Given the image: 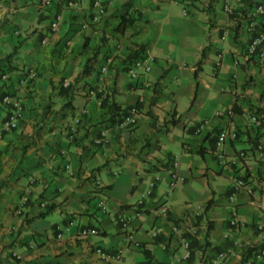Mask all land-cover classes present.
<instances>
[{
    "label": "crops",
    "instance_id": "obj_1",
    "mask_svg": "<svg viewBox=\"0 0 264 264\" xmlns=\"http://www.w3.org/2000/svg\"><path fill=\"white\" fill-rule=\"evenodd\" d=\"M77 1L0 0V122L6 94L23 111L0 137V264H244L243 249L264 241L263 155L242 133L264 108V60L241 58L246 39L223 5L264 0H132L135 19L121 33L113 27L126 0H103L97 23L92 0ZM84 40L98 47L85 81L103 88V101L75 81L90 54ZM143 55L150 70L131 77L127 64ZM111 101L136 106V123L110 124ZM234 103L240 111L229 113ZM229 125L238 137L218 153L216 134Z\"/></svg>",
    "mask_w": 264,
    "mask_h": 264
},
{
    "label": "built area",
    "instance_id": "obj_2",
    "mask_svg": "<svg viewBox=\"0 0 264 264\" xmlns=\"http://www.w3.org/2000/svg\"><path fill=\"white\" fill-rule=\"evenodd\" d=\"M51 0H39V4L43 6H47ZM67 6L70 8H77L78 1L77 0H67ZM223 8L227 14L232 16L231 18L234 19L238 26V31L244 38L246 39L245 50L241 55V58L245 61H252L255 60H264V48H259L258 46L264 42V3L256 2V3H248L244 6L242 10L236 11L232 5L228 2L224 3ZM106 11V3L103 0H92L91 2V12L90 18L88 19L89 23H97L101 20L103 15ZM88 26L87 22H84L81 27ZM58 27V18L54 16L50 22V30H55ZM46 38L42 39L44 43ZM221 55V54H220ZM110 61L107 60L104 65H102L101 71L105 72L108 67V63ZM240 62L239 58L233 60L234 65H238ZM150 63L151 57L148 55L138 56L132 59L127 64V72L131 77H137L138 74L144 73L150 70ZM37 75L35 68H28L26 71V79L31 82ZM6 77L5 74L1 75V79L4 80ZM86 95L95 96L98 102L104 96V90L100 86H94L88 89ZM100 95V97H98ZM2 101L5 105H8V113L7 116L0 122V137L3 133L11 131L17 127L19 119L23 116V111L20 102L6 94L3 96ZM137 107L132 106L128 109L127 115L123 118V121L120 124L123 125H134L137 120ZM248 120L250 123L254 125L261 124V120L259 116L254 112H250L248 115ZM237 138V130L232 125L224 127L216 134L215 146L218 153L221 151L223 144L227 140H235ZM259 148V146H258ZM259 151V150H258ZM260 152V151H259ZM261 153V152H260ZM220 155V154H218ZM240 155H243V152H240ZM177 159H173L171 162L172 170L170 172L171 176V184H173L176 180L179 179V175L176 171L177 167ZM236 185L243 186L244 182L240 179L236 181ZM154 186V182H149L147 188L141 193L140 197L136 201V205L139 207L142 206L145 198H147ZM99 207L101 210H105L106 202L104 199L99 201ZM161 211L166 213L167 208L166 206L161 207ZM117 220L120 223L121 227L129 232V225H130V218L128 216L119 213L117 215ZM236 221L233 220L232 223L234 224ZM97 230L93 228H87L82 230V233L93 232L95 233ZM186 245V243H185ZM96 253L101 256L102 258H108L110 255L104 253L100 248L95 249ZM264 257V247L257 250L254 256L248 257L244 264H250L252 260H260Z\"/></svg>",
    "mask_w": 264,
    "mask_h": 264
},
{
    "label": "trees",
    "instance_id": "obj_3",
    "mask_svg": "<svg viewBox=\"0 0 264 264\" xmlns=\"http://www.w3.org/2000/svg\"><path fill=\"white\" fill-rule=\"evenodd\" d=\"M248 3H251L248 2ZM117 22L113 27V30L115 32H124V30L129 27L133 21H134V16H133V10H132V0H126L123 4V7L121 11L117 14ZM82 49L84 51L90 50V54L86 56L85 61L82 65V68L78 72V74L75 77L76 82H82L81 87L86 88V91L90 89L91 87H94V85H91L89 82L85 81V78L92 73L94 70V63L96 61V56L98 54V47H89L87 44V40H84ZM8 57V56H7ZM136 58V57H135ZM7 59V58H6ZM3 71V70H2ZM3 86V82L0 83V88ZM100 97V95H98ZM106 96L102 97L100 101H103ZM108 109H109V122L110 124H120L123 121V118L127 115L128 113V108H121L119 104H117L115 101H111L108 104ZM240 110L236 108L235 103L230 107L229 113H236ZM252 112V111H251ZM254 112L259 116L262 123V127H254L252 123H250V126H253L255 129L252 133L249 131V127H246L244 130V133L246 135V140L249 143V149L250 151H260L263 155V160L264 162V108L263 107H257L255 108ZM252 128V127H251ZM252 128V129H253ZM208 134L205 135L207 137ZM237 137H238V132H237ZM259 146V148H258ZM197 152L202 155L203 150L202 148L198 149ZM244 153V152H243ZM53 208L52 205H45L44 210L40 211L37 213L38 217L45 216L48 214L51 209ZM211 226H208V229ZM261 230L264 231V223L261 226ZM206 244V243H205ZM264 246V241L255 244V245H248L246 246L243 251H242V258L247 259L250 256H254L255 252L262 248Z\"/></svg>",
    "mask_w": 264,
    "mask_h": 264
}]
</instances>
